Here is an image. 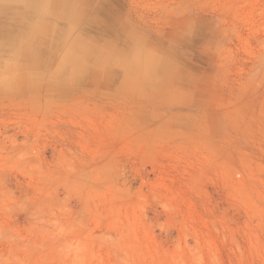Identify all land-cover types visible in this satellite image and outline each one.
Returning a JSON list of instances; mask_svg holds the SVG:
<instances>
[{"label": "rangeland", "instance_id": "374dc122", "mask_svg": "<svg viewBox=\"0 0 264 264\" xmlns=\"http://www.w3.org/2000/svg\"><path fill=\"white\" fill-rule=\"evenodd\" d=\"M5 5L0 264H264V0Z\"/></svg>", "mask_w": 264, "mask_h": 264}, {"label": "bare ground", "instance_id": "6f19581e", "mask_svg": "<svg viewBox=\"0 0 264 264\" xmlns=\"http://www.w3.org/2000/svg\"><path fill=\"white\" fill-rule=\"evenodd\" d=\"M10 1L11 0H0V14H3V13H7V12H9L8 11V8H6V5L5 4H7V3H10ZM32 3H34V0H26V5H28L29 7H34L33 5H32ZM5 6V8H3L2 6ZM15 7V6H14ZM12 8V7H11ZM13 13H15V12H13ZM7 17V16H6ZM0 18H2V17H0ZM11 18V19H10ZM10 18H8L9 20H11V21H13V22H15V20H16V18L15 17H10ZM13 19V20H12ZM2 23H0V25H1ZM1 27V26H0ZM5 27H7V26H5ZM9 27V26H8ZM12 27H13V25H12ZM11 26L9 27V28H7V31H9V30H11L10 28H12Z\"/></svg>", "mask_w": 264, "mask_h": 264}]
</instances>
